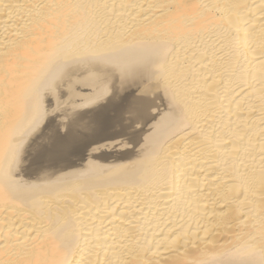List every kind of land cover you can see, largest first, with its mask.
<instances>
[{
    "label": "bare ground",
    "instance_id": "bare-ground-1",
    "mask_svg": "<svg viewBox=\"0 0 264 264\" xmlns=\"http://www.w3.org/2000/svg\"><path fill=\"white\" fill-rule=\"evenodd\" d=\"M0 264H264V0H0Z\"/></svg>",
    "mask_w": 264,
    "mask_h": 264
}]
</instances>
